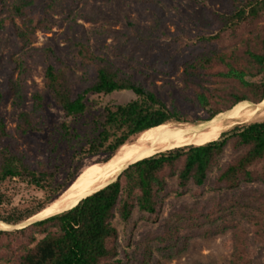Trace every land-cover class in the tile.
<instances>
[{"label": "trees", "instance_id": "trees-1", "mask_svg": "<svg viewBox=\"0 0 264 264\" xmlns=\"http://www.w3.org/2000/svg\"><path fill=\"white\" fill-rule=\"evenodd\" d=\"M57 1L14 0L12 12L22 28L13 18L4 17L0 31L9 29L22 46L30 45L31 36L42 28L46 12ZM223 1V9L204 5L214 31L193 37L196 52L183 63L181 87L171 81L147 84L146 75L137 78L80 41L71 47L76 68L49 48L27 50L44 59V87L32 94L31 109L20 113L13 128L0 118V223L17 227L48 208L74 182L86 158L103 155L97 162L106 163L125 145L156 129L170 124H189L191 129L239 103L259 104L264 99V0ZM123 39L146 45L156 37L130 21ZM171 39L180 43L176 37ZM152 69L166 76L173 72L168 61H156ZM167 90L177 94L183 110L165 104L161 94ZM118 92L133 97L125 104L99 102L100 97ZM4 97L0 88V106ZM51 105L62 111L63 120L49 131L45 110ZM88 115V123L81 124ZM251 120H235L202 144L134 162L114 182L72 209L24 228H0V264H121L114 220L127 223L137 209L144 220L155 223L168 195L183 196L190 186L202 189L214 170L209 189L230 195L225 203L218 200L210 208L200 203L181 224L186 232L183 242L231 232L228 264H264V259L250 254L249 233L241 226L243 220L250 223L253 241L264 247V119ZM27 137L34 141L37 155L19 147ZM227 151L230 159L220 164ZM170 179L176 180L175 187L168 186ZM11 181L35 189L42 197L13 206L6 187ZM255 184L259 190L243 189ZM179 229L158 237L166 244L161 250L179 251ZM141 264H146L144 258Z\"/></svg>", "mask_w": 264, "mask_h": 264}, {"label": "rangeland", "instance_id": "rangeland-1", "mask_svg": "<svg viewBox=\"0 0 264 264\" xmlns=\"http://www.w3.org/2000/svg\"><path fill=\"white\" fill-rule=\"evenodd\" d=\"M13 3L14 0H0V19L11 17L21 29L22 21L12 12ZM205 4L212 10L224 8L223 0H59L46 12L45 22L42 28L37 29L31 36L30 45L22 46L9 29L0 31V88L5 93L0 106V118L8 128H13L20 113L31 109L32 94L44 87V59L42 55L29 54L27 51L29 49L49 48L67 65L76 68L71 47L80 41L88 45L92 51L116 61L137 78L146 75L147 84L152 82L161 86L171 81L175 86L181 87L183 63L196 52V47L192 44L193 37L214 31ZM130 21L135 22L145 33L156 37V40L146 45L126 43L123 33ZM171 37L180 39V43H173ZM156 61H168L173 68L172 74L166 76L155 72L152 64ZM176 95L175 92L167 90L161 97L167 106L174 104L183 110L185 105ZM132 97L130 92H118L100 97L99 102L125 104ZM45 113L49 120V131L63 120L62 111L54 105L46 108ZM253 115L255 117L249 119L263 120L264 109L257 108ZM89 118L90 115L83 118L81 124L88 123ZM189 127V124H170L160 131L164 136H179ZM43 137L45 138L46 134ZM19 147L32 155H37L36 145L30 137L21 140ZM228 152L220 164L230 159ZM103 158V155H98L84 159L72 185L50 206L69 196L73 187L83 177L88 175L94 179L105 165L104 162H97ZM215 175L216 170L211 173L202 189L190 186L188 193L183 196L168 195L163 201L162 210L155 223L144 220L143 214L137 209L133 211L127 223H122L116 218L114 226L119 236L118 258L121 264H141L143 258L146 264H228L232 253L231 232L212 238L197 236L189 238L186 243L183 242L186 232L181 230V224L200 203L210 208L218 200L221 203L226 202L230 195L227 191L215 192L209 189ZM63 176L64 174H61L60 178ZM168 186L175 187L176 180L170 179ZM6 187L12 194L13 206L21 207L34 198L42 197L35 189L16 181L7 183ZM259 187L255 184L245 186L243 189L254 191L259 190ZM195 190L201 192V195L194 196ZM36 216L33 218H39ZM241 226L249 233L250 254L262 261L264 247L253 241L254 227L244 220L241 221ZM175 228H180L179 251L174 248L167 252L161 250L166 244L161 243L158 237Z\"/></svg>", "mask_w": 264, "mask_h": 264}, {"label": "bare ground", "instance_id": "bare-ground-1", "mask_svg": "<svg viewBox=\"0 0 264 264\" xmlns=\"http://www.w3.org/2000/svg\"><path fill=\"white\" fill-rule=\"evenodd\" d=\"M264 109V99L259 105ZM256 109L252 108L250 103L242 102L231 110L215 117L212 121L196 124L193 128L187 130L182 135L164 136L160 129L149 132L132 143L125 145L120 151L104 163L101 172L92 179L91 176L83 177L72 189V192L66 198L58 203L44 209L37 214L40 219L60 213L74 207L78 201L91 195L95 191L104 187L113 180L128 165L139 160L151 157L159 152L172 150L187 145H199L217 135L224 127L238 119H249L255 117L253 113ZM228 119L225 120V118ZM226 130V129H225ZM35 217V216H34ZM33 218V217H32ZM31 218V219H32ZM1 229H9L7 225L0 223Z\"/></svg>", "mask_w": 264, "mask_h": 264}, {"label": "water", "instance_id": "water-1", "mask_svg": "<svg viewBox=\"0 0 264 264\" xmlns=\"http://www.w3.org/2000/svg\"><path fill=\"white\" fill-rule=\"evenodd\" d=\"M261 102H262V101H261ZM261 102H260V103H261ZM260 103L257 104V105H253V104H250V105H251L254 109H257V108H259ZM222 114H223V113L217 115L216 117H218V116H222ZM214 118H215V117H214ZM214 118H213V119H214ZM213 119H212V120H213ZM226 119H228V117H226L225 120H226ZM212 120H210V121H212ZM236 124H238V123H236ZM236 124H235V125H236ZM235 125H233V126H235ZM233 126H232V127H233ZM232 127H231V128H232ZM126 167H127V166H126ZM126 167H125V168H126ZM125 168H124V169H125ZM124 169H123V170H124ZM119 174H120V173H119ZM119 174H118L113 180H111L109 183H107L105 186H107V185H109L110 183L114 182V181L118 178ZM71 185H72V184H71ZM105 186H104V187H105ZM69 187H70V186H69ZM104 187H102V188H104ZM102 188H101V189H102ZM101 189H99V190H101ZM99 190H97V191H99ZM97 191H95V192H97ZM95 192H94V193H95ZM92 194H93V193H92ZM88 196H90V195H88ZM88 196H87V197H88ZM84 198H86V197H84ZM84 198H83V199H84ZM81 200H82V199H81ZM81 200H80V201H81ZM80 201H78L76 205H78V203H79ZM76 205H75V206H76ZM75 206H74V207H75ZM74 207H72V208H74ZM72 208H71V209H72ZM39 220H41V219H40V218L29 219V220H27L26 222H24L23 224H21V225H19V226H17V227H10V229L24 228V227H27L28 225H30V224H32V223H34V222H36V221H39Z\"/></svg>", "mask_w": 264, "mask_h": 264}]
</instances>
